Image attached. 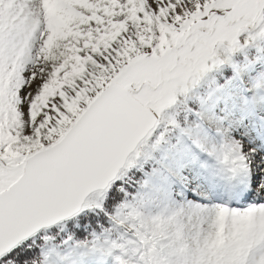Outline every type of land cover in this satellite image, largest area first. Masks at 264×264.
I'll return each mask as SVG.
<instances>
[{
    "label": "snow or ice",
    "instance_id": "obj_1",
    "mask_svg": "<svg viewBox=\"0 0 264 264\" xmlns=\"http://www.w3.org/2000/svg\"><path fill=\"white\" fill-rule=\"evenodd\" d=\"M0 264H264V0H0Z\"/></svg>",
    "mask_w": 264,
    "mask_h": 264
}]
</instances>
